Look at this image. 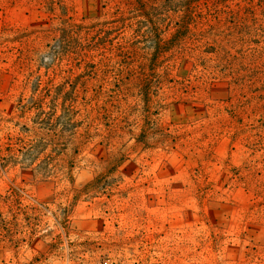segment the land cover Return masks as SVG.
Returning <instances> with one entry per match:
<instances>
[{
    "label": "rangeland",
    "instance_id": "rangeland-1",
    "mask_svg": "<svg viewBox=\"0 0 264 264\" xmlns=\"http://www.w3.org/2000/svg\"><path fill=\"white\" fill-rule=\"evenodd\" d=\"M0 264H264V0H0Z\"/></svg>",
    "mask_w": 264,
    "mask_h": 264
},
{
    "label": "trees",
    "instance_id": "trees-1",
    "mask_svg": "<svg viewBox=\"0 0 264 264\" xmlns=\"http://www.w3.org/2000/svg\"><path fill=\"white\" fill-rule=\"evenodd\" d=\"M186 23L183 22V25H185ZM183 25L180 26V28L177 31V34H180L181 31H184L185 28H183ZM176 34V35H177ZM49 36H51L52 38H54V40L58 41L59 43V47H63V43H66V40L69 38V34H66L65 31H55V33L50 32ZM68 43V42H67ZM24 52H21V57L23 55ZM79 55L82 57V54L79 52ZM19 59V60H20ZM39 87L41 85V83H38ZM44 93V96L46 98L50 97V94L48 92V89L46 91H42ZM45 97H42L41 99H37L35 97H33L31 100H29L26 104H24L22 106V108L24 110H35L36 112V121H41V124L44 126H48L49 125V120L51 117V114L49 112V109L51 110V107L46 103L45 101ZM58 99V98H57ZM31 105V106H29ZM26 134H28V132H26ZM7 151L9 152H16V151H20L23 155H33L34 153H36V150L41 146L40 142H37V139L34 140H27V136L23 137V136H19L16 138V140H14L13 138H10L8 143H7ZM17 146L19 147V150H17ZM91 184H94V182H92Z\"/></svg>",
    "mask_w": 264,
    "mask_h": 264
}]
</instances>
